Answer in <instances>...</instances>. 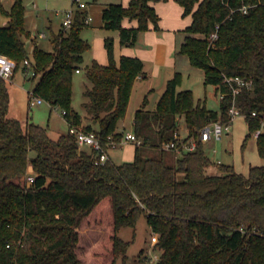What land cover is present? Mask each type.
<instances>
[{
	"label": "trees",
	"instance_id": "trees-1",
	"mask_svg": "<svg viewBox=\"0 0 264 264\" xmlns=\"http://www.w3.org/2000/svg\"><path fill=\"white\" fill-rule=\"evenodd\" d=\"M159 1L110 4L103 9L102 28L118 31L121 45L133 47L151 24L159 28L160 16L151 4ZM176 1L193 19L180 54L205 72V85L217 87L223 96L220 110L209 109L192 90H179L182 75L177 73L155 110L146 108V98L136 111L134 134L142 143L133 161L116 164L110 158L97 164V152L80 148L69 131L53 139L47 128L9 117L10 81L0 77V264H88L92 258L117 264L120 256L126 261L130 246L119 231L135 228L142 217L159 236L157 264H264V165L250 166L244 175L219 163V173L209 175L214 162L201 140L207 125L229 122L235 101L249 128L243 148L260 130L256 145L264 157V0ZM0 8L9 18L0 27V54L15 60L17 70L22 65L25 71L24 61L30 60L31 79L38 78L33 95L66 111L69 129L95 134L107 149H112L109 137L119 144V125L135 82L144 75V62L123 56L118 63L114 41L106 39L109 64L95 61L86 67L92 86L84 92V108L96 128L82 126L72 107L73 80L91 48L82 37L87 14L76 12L70 30L54 36L53 51L36 47L30 57L23 0H15L10 10ZM125 18L138 26L124 27ZM214 34L218 38L212 40ZM236 77L251 87L235 97L225 79ZM181 118L187 128L183 141L196 148L179 154L164 145L174 139ZM94 219L109 229L110 252L89 250L83 259L82 226Z\"/></svg>",
	"mask_w": 264,
	"mask_h": 264
},
{
	"label": "rangeland",
	"instance_id": "rangeland-1",
	"mask_svg": "<svg viewBox=\"0 0 264 264\" xmlns=\"http://www.w3.org/2000/svg\"><path fill=\"white\" fill-rule=\"evenodd\" d=\"M80 3L86 4V10L89 16L92 17L90 26L82 32V37L91 45L97 37L96 31L92 28H100L103 26L102 14L103 9L110 4L124 3L125 0H77ZM15 0H0V6L10 8ZM25 6V28L30 33L29 37L25 38L26 51L30 57L33 56L36 47L46 51H53V37L61 29V24L65 18L64 13L71 9H77L78 3L73 4V0H23ZM4 14L0 8V27L4 22ZM66 31L70 29H64ZM54 32V33H53ZM46 35L43 37L42 34ZM35 34V35H34ZM93 54H107L106 50L100 44H96L95 50H88L85 53V63H92ZM32 59V58H31ZM81 74H75L73 80V107L76 111L85 113L84 103L88 100L84 96L87 89L86 84L91 82L87 78L86 69L80 66ZM31 71V70H30ZM32 74H25L21 67L15 72L13 79L10 81L11 92V107L9 117L19 119L23 125L27 123H35L47 128L51 138L57 139L60 134L69 131L68 122L65 120L63 111L57 107H52L44 102L35 107L30 106V92L34 89L38 82L37 79H31ZM180 89L189 88L193 91L196 99H205L209 109L219 111L220 99L216 96L214 86L205 85L204 78L199 75L184 74ZM143 93V94H142ZM147 94L141 90H136L127 112V119L120 123L119 127L123 130L124 126L127 131L132 129V119L136 109L143 101V96ZM33 98V97H32ZM149 109L155 107L157 98L149 96ZM179 131L183 138L187 136V128L184 119L180 120ZM249 128L244 116L237 117L230 126L228 133H225L220 140L212 139L205 144L206 153L213 160L214 164L207 170L209 175L219 173V163L233 165L237 172L244 175L249 174L250 166L264 165V157L257 150L256 134L251 138L245 148L243 144L248 134ZM260 131V130H259ZM262 132V131H261ZM122 139L116 149L110 150L112 159L116 164L133 161L135 157V147L123 146ZM130 148V149H129ZM103 221L94 219L84 222L81 232V244L79 247V256L86 258L89 250L98 253L110 252V232L104 227ZM119 236L130 242L127 251V259L124 261L120 256L117 259V264H157L160 258V250L157 248V243L152 241L155 236L148 221L145 217L138 220L136 227H126L119 231ZM158 236V235H157ZM88 264H98L99 260L88 259Z\"/></svg>",
	"mask_w": 264,
	"mask_h": 264
},
{
	"label": "crops",
	"instance_id": "crops-1",
	"mask_svg": "<svg viewBox=\"0 0 264 264\" xmlns=\"http://www.w3.org/2000/svg\"><path fill=\"white\" fill-rule=\"evenodd\" d=\"M130 1L131 0H125L123 5L128 6ZM151 4L155 7L157 13L160 16L159 28L157 29L153 26V24H151L150 29L148 31L140 34L136 45L133 47H123L121 45L120 34L118 31H109L103 29L102 27L100 28V30L98 28H92V30L96 31L97 37L92 42L90 51H94L96 44H100L105 48L107 53V54H93L92 63L96 61L101 65L109 64V56L107 49L105 47V41L107 38H112L114 41L115 59L118 63L120 62V59L123 56L139 58L144 62V75L143 77L139 76L137 78L134 84L131 99L135 91L138 89L141 90L142 92H146L147 94L143 96V101L139 105L138 109H136V111L142 107L144 100L146 98L148 99L146 108L151 111L155 110L158 101L160 100L161 96L166 90L168 81L171 80L177 73H180L182 77L184 74H188L189 76L199 75L202 78H204V82H205V72L202 69L194 67L186 55L180 54L181 46L185 42L186 37L188 36L185 30L188 26L191 25L193 20L192 16L191 15L184 16V9L176 0H161L159 2H154ZM3 7L6 10H10L12 5L10 8H7L5 6ZM77 11H84L87 14V19H92V17L89 16V12L86 9L83 10L76 9V12ZM67 12L68 11L64 13V16ZM4 18L5 20L1 25L2 27H5L9 24V18L5 15ZM91 21L86 22L87 28L90 26ZM63 22L61 24L62 28L59 29L57 33L53 32L54 36L58 34L61 30L65 29L63 26ZM123 26L127 28L137 27L138 21L125 18L123 20ZM84 59H85V55H84ZM92 63L88 64L85 63L84 61V64L82 66H84L86 69V67L91 66ZM81 73H82L81 69L80 72H76V74H81ZM91 86L92 84L91 85H89V83L86 84L87 88ZM214 88L216 91V96H219V99H221V95L218 93L217 87L214 86ZM179 90H191V89L179 88ZM149 96H155L157 98L155 107L153 109L148 108L150 102ZM199 100L205 101L207 105V101L205 99H199ZM129 107H130V103H129ZM73 109L75 110L74 107ZM76 112H78L81 115L82 126L92 124L96 128V123L92 121V118L88 115L86 111L85 113H82L80 111H76ZM135 113L132 119V129L130 131H127L125 126L123 130L119 127V132H122L123 134L127 132H134ZM126 119L127 116L125 120H123L124 124ZM66 133H62L60 134V136ZM205 144L206 142L204 143V145ZM123 146L131 147L132 143H127ZM110 150H109V155L110 158L112 159Z\"/></svg>",
	"mask_w": 264,
	"mask_h": 264
},
{
	"label": "built area",
	"instance_id": "built-area-1",
	"mask_svg": "<svg viewBox=\"0 0 264 264\" xmlns=\"http://www.w3.org/2000/svg\"><path fill=\"white\" fill-rule=\"evenodd\" d=\"M75 1L78 3V6H77L78 10H83L87 7L85 3H80L77 0H75ZM75 15H76V9H71L65 14V18H64V22H63L64 28L70 29L72 27V25L74 23ZM91 20L92 19H87L86 22H89ZM42 35H43V37H46L45 34H42ZM217 38H218V34L212 35V40H215ZM24 65L27 67L26 70L24 71L25 74H29L31 72L32 76H35V72L31 68L30 60H25ZM16 70H17V62L8 56L0 54V77L6 79L8 81H11L15 75ZM77 72H80V70H77ZM225 82H227L228 84L231 85V87L233 89V95L235 97L237 94L240 93V91L242 90L243 87H245V86H247L249 88L251 87V83L245 82L241 78H238V77L233 78V79H231V78L225 79ZM30 95L33 97V98L31 97V101H30L31 107H35V106L43 104L45 102L42 98L34 96L33 92H30ZM222 97L223 96L221 95V98ZM66 114H67V112L63 111V115L65 116ZM229 114H230V120L228 123L215 122L213 124L207 125L202 130L201 140L203 141V143L208 142L212 139L220 140L224 136L225 133H228V130H229L230 126L232 125V123L234 122V120L237 117L241 116L240 111L237 109V107L235 105V101L233 102V105L229 111ZM253 115H256V114L254 113ZM69 132H70V134H73L77 137L78 144H79L80 148H84V147L88 146L97 152V156H98L97 164H105L110 159V155H109L110 149L105 148L103 146L102 142L97 138V136L95 134H93V133L87 134V133L83 132L81 129H78L75 127H71L69 129ZM259 134H260V131L257 132L256 136L258 137ZM109 140L111 141L110 142V144L112 146L111 148L116 149L118 143L113 141L111 139V137H109ZM183 140H184V138L181 136V133L178 129L174 135V139L166 142L164 147L167 150H174V151L178 152L179 154H181L183 151L195 150V148H196L195 143L190 145L188 143H185ZM122 142H123V144L132 143L134 145H140L142 143V140L139 139L134 134V132H127V133L123 134ZM30 181H33L32 177L30 178ZM152 241L154 243H158L159 236H157V234H155V236L152 237Z\"/></svg>",
	"mask_w": 264,
	"mask_h": 264
}]
</instances>
